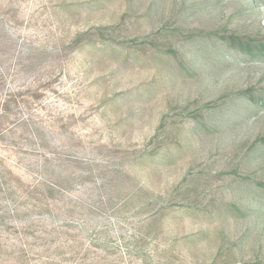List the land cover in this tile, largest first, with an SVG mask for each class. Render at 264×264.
I'll use <instances>...</instances> for the list:
<instances>
[{"label":"rangeland","instance_id":"rangeland-1","mask_svg":"<svg viewBox=\"0 0 264 264\" xmlns=\"http://www.w3.org/2000/svg\"><path fill=\"white\" fill-rule=\"evenodd\" d=\"M219 27L264 0H0V264H264V60Z\"/></svg>","mask_w":264,"mask_h":264},{"label":"trees","instance_id":"trees-1","mask_svg":"<svg viewBox=\"0 0 264 264\" xmlns=\"http://www.w3.org/2000/svg\"><path fill=\"white\" fill-rule=\"evenodd\" d=\"M110 29L111 27H99L92 28L89 31H85L77 37L76 41H74L73 43V46L76 47L78 43L80 44L83 38H88L87 41H89L90 45L97 46V44H101V49L103 51H106V49L109 48L111 49V52L115 54L116 49L118 50V47L109 36V34L111 35V33L106 32V30ZM94 34L100 37V43L95 41L92 44L91 38L94 37ZM105 35H107V38L104 37ZM194 37L199 38L200 40H206L208 42V44L200 43L199 48L201 50L211 49L212 53L217 55L218 57L222 56L225 59L231 58L234 60H264V36L262 35L260 36L242 34L236 31L219 27L214 30L200 31L197 35H194ZM168 51L169 53H176L171 47H169ZM234 95L235 98L233 100L240 102L250 101L251 104L253 103V105L257 107L259 105H264V88L254 87L246 90H240ZM228 103L226 102L223 105H218L216 112L219 119L227 117L228 115L226 114H228L229 112L232 116H238L241 115L242 112L246 111L244 106L241 108H237L236 106H234V103H232L231 105H229ZM227 104L228 108L226 109V111L224 107L227 106ZM202 118L204 117L200 116L199 124H203V126L207 128L209 124H207V122H205ZM257 147H264V134L256 139L251 147V150L256 149ZM258 185V187L262 189V194L264 195V183L262 182Z\"/></svg>","mask_w":264,"mask_h":264}]
</instances>
